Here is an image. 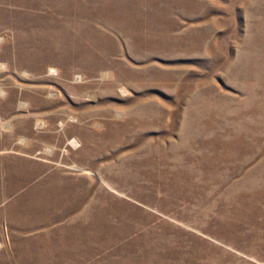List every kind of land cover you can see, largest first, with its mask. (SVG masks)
<instances>
[{
  "label": "rangeland",
  "instance_id": "1",
  "mask_svg": "<svg viewBox=\"0 0 264 264\" xmlns=\"http://www.w3.org/2000/svg\"><path fill=\"white\" fill-rule=\"evenodd\" d=\"M0 264H264V0H0Z\"/></svg>",
  "mask_w": 264,
  "mask_h": 264
}]
</instances>
